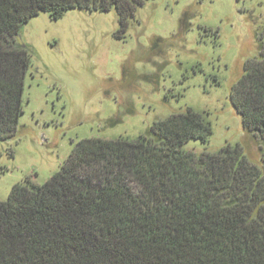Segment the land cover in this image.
Masks as SVG:
<instances>
[{
    "label": "trees",
    "instance_id": "16d2710c",
    "mask_svg": "<svg viewBox=\"0 0 264 264\" xmlns=\"http://www.w3.org/2000/svg\"><path fill=\"white\" fill-rule=\"evenodd\" d=\"M145 0H0V139L16 131L30 53L17 36L40 11L117 14V39ZM244 129L261 141L264 42L231 89ZM113 124V119H108ZM212 127L187 107L135 138L78 140L44 183L30 176L0 201V264H264V172L238 144L216 152Z\"/></svg>",
    "mask_w": 264,
    "mask_h": 264
},
{
    "label": "rangeland",
    "instance_id": "374dc122",
    "mask_svg": "<svg viewBox=\"0 0 264 264\" xmlns=\"http://www.w3.org/2000/svg\"><path fill=\"white\" fill-rule=\"evenodd\" d=\"M118 26L114 9L83 8L57 19L40 11L22 24L17 39L30 66L16 131L0 139V201L27 176L44 183L78 140L135 138L187 107L212 134L184 149L238 143L262 166L261 141L243 128L230 94L246 60L259 57L264 0H145L123 39Z\"/></svg>",
    "mask_w": 264,
    "mask_h": 264
}]
</instances>
